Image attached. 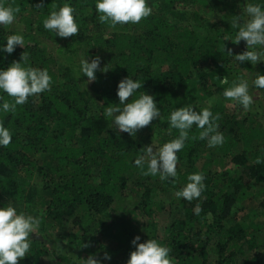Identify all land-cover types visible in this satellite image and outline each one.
<instances>
[{
    "label": "trees",
    "instance_id": "16d2710c",
    "mask_svg": "<svg viewBox=\"0 0 264 264\" xmlns=\"http://www.w3.org/2000/svg\"><path fill=\"white\" fill-rule=\"evenodd\" d=\"M3 2L19 8L15 21L23 29L0 26V43L6 45L7 36L19 32L25 45L12 54L0 53V68L27 52L29 64L47 69L53 78L50 91L29 97L15 113H0V123L12 132L10 144L0 146V207L11 202L40 218L20 264H47V258L55 264H84L90 255L105 253L117 261L104 264H119V255L128 260L135 250L131 241L138 227L148 230L145 241L157 239L172 249L173 264H264L258 245L264 225L249 221L252 215L264 216V89L250 87L254 103L248 110L223 96L234 81L245 78L251 84L257 72L264 74V63H240L234 57L246 51V42L234 43L237 29L231 23L247 0H148L150 16L115 27L99 21L96 0ZM66 2L75 9L79 30L61 38L46 30L43 20ZM97 55L100 67L109 65V71H97L96 80L85 85L80 61ZM159 57L169 69L155 68ZM129 76L143 85L129 102L145 91L161 110V119L135 137L118 133L104 116L105 107L118 105V83ZM188 104L219 115L218 130L225 137L220 153L199 138L201 129L193 125L178 153L183 167L178 166L177 177L145 175L146 165L134 161L144 147H160L179 135L168 117ZM196 172L205 177L201 196L190 202L175 196L171 221L159 232L154 218L165 209L158 197L175 194ZM35 179L40 197L27 205ZM128 196L140 198L130 206ZM248 202L257 207L233 219L235 207ZM67 226H72L69 236L76 247L51 237Z\"/></svg>",
    "mask_w": 264,
    "mask_h": 264
},
{
    "label": "clouds",
    "instance_id": "9594fccd",
    "mask_svg": "<svg viewBox=\"0 0 264 264\" xmlns=\"http://www.w3.org/2000/svg\"><path fill=\"white\" fill-rule=\"evenodd\" d=\"M95 8L99 21L108 23L110 27L137 24L153 12L148 0H96ZM18 12L19 8L5 5L3 0H0V26L13 24ZM234 17L231 23V27L237 29L234 43L239 44L242 40L246 42V51L235 55L236 61L249 62L252 65L264 63V0H260L259 3H250L247 0L242 15ZM43 26L61 38L76 35L79 25L75 19L74 7L68 2L64 3L43 20ZM6 41V45L0 43V53L12 54L17 46L24 48L25 45L24 36L19 32L8 35ZM229 54L232 55L230 50ZM101 62L102 58L99 55L80 61L79 72L82 73V77H87L85 85L96 80L97 71H109V65L100 67ZM52 80L47 69L31 66L28 62V54L24 52L20 60L13 61L7 68H0V93L7 94L11 98L5 99L4 95H0V113H15L17 106L25 104L29 97L50 91ZM223 82L227 83L226 80ZM252 86L264 89V74L257 72L251 84L245 78L234 81L223 91V96L248 110L254 103V98L250 94ZM141 87L143 85L139 80H134L131 76L123 78L117 88L118 105L110 104L104 108L105 118L112 121L118 133H128L135 137L138 130L150 125L155 119H161V110L157 106L155 96L144 91L138 98L129 102V98L134 97ZM194 108L188 104L171 111L168 117L170 127L179 130L176 138L155 148V151L153 143L142 149V153L134 163L141 168L146 165L145 175H159L161 180H173L177 177V167L180 163L178 153L189 139V130L193 125L201 129L199 138L207 139L209 147L224 143L225 137L218 130L219 115H214L207 107L199 111ZM11 141V130L0 123V146H7ZM261 162L259 158L256 160V163ZM204 179V175L200 172L189 174L188 182L174 195L189 202L199 198L205 188ZM195 211L199 213V205L196 206ZM39 225V217L18 211L11 202L0 207V264H20L30 251V236L35 234ZM140 240L141 237L137 235L131 241L135 250L130 253L127 264H173L174 257L170 255L172 251L170 247L163 245L157 239L150 238L143 243ZM111 259L108 253L102 258L90 255L84 259V264H104V261Z\"/></svg>",
    "mask_w": 264,
    "mask_h": 264
},
{
    "label": "rangeland",
    "instance_id": "374dc122",
    "mask_svg": "<svg viewBox=\"0 0 264 264\" xmlns=\"http://www.w3.org/2000/svg\"><path fill=\"white\" fill-rule=\"evenodd\" d=\"M13 24L15 26H17L19 29H23V26L20 25L19 23H17L16 21L13 22ZM236 45L231 47V49H235ZM155 63V68L157 70H166V69H169L170 68V65L168 62H165V59L159 57L157 59H155L154 61ZM155 148H159L157 147V145H154V151H155ZM220 146H215V147H210V149H212L214 152H218L220 153ZM240 151V147L238 149L235 150V152H239ZM222 153V151H221ZM205 162V158H203L201 161L198 162V166L201 167ZM178 166H181L183 167V164L182 162L180 161V163L178 164ZM178 168V167H177ZM40 181L38 179H35L34 182H33V185L31 187V191H33L32 193H30L28 195V198H27V205H35V203H37V200H39V197H40V193H41V188H40ZM174 197L175 195L171 192H164L162 193L158 198H159V202L162 204V206L164 207V211L161 212L158 216H156L154 218V220L157 222L158 224V227H159V232L163 231V229L165 227H167L168 223L171 221L170 220V211H171V204L173 203L174 201ZM140 197H133V196H128L126 198V201L125 203H127V205H130V206H134L138 200H139ZM257 207V204L254 202H248V203H245V204H238L236 207H235V211H234V214H233V219L235 218H239V217H245L246 215L248 216L254 208ZM137 215L139 216L138 218L141 220V223L144 222V216L143 214H141L140 212L137 213ZM249 221H252V222H255V223H260V224H263L264 225V216H261V217H254L253 215L251 216V218L249 219ZM231 223H228V226L230 225ZM72 230V226H67V227H64V228H60L56 233H51L52 234V238L56 239L57 241H59L60 245H64V246H69V247H76L73 245L72 243V238H70V232ZM146 232V236L147 238H149L150 236H148V230H145L143 227H138L134 236L136 237L137 235H139L141 237V240L140 241H145V238H144V233ZM158 232V233H159ZM159 235H161V233H159ZM76 242V241H75ZM258 245L259 247H261V251H262V258H263V261H264V228L263 230L261 231V233L258 235ZM115 244L111 245V247H114ZM119 258H120V261H119V264H125L126 263V258H124L123 256H120L119 255ZM114 260L117 261V259H114L112 257V261L114 263ZM47 264H55L54 260L52 258H47Z\"/></svg>",
    "mask_w": 264,
    "mask_h": 264
}]
</instances>
